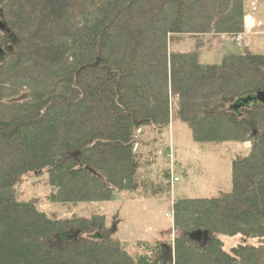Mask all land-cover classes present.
Segmentation results:
<instances>
[{"label":"trees","instance_id":"1","mask_svg":"<svg viewBox=\"0 0 264 264\" xmlns=\"http://www.w3.org/2000/svg\"><path fill=\"white\" fill-rule=\"evenodd\" d=\"M244 2L0 0V264H264V100L254 98L264 55L207 63L196 48H171L205 34L235 39ZM172 116L194 141L250 142L232 161L229 193L174 200L172 243L132 255L102 215L59 219L16 199L24 176L44 171L51 201L138 190L142 126L158 135ZM233 235L263 242L226 251L220 236Z\"/></svg>","mask_w":264,"mask_h":264},{"label":"rangeland","instance_id":"2","mask_svg":"<svg viewBox=\"0 0 264 264\" xmlns=\"http://www.w3.org/2000/svg\"><path fill=\"white\" fill-rule=\"evenodd\" d=\"M244 9L246 27L258 32L256 35L249 34L245 41L244 34L240 42L226 35L222 39L216 37L221 34H205L203 44L198 45L196 40L184 38L174 41L171 48H196L199 60L207 63L218 62L222 54L240 50L264 55V0H245ZM142 127L149 135V143L147 147L143 143L139 147L141 165L138 173L142 186L138 190L114 191L111 199L105 201H51L48 194L52 187L44 171L25 175L16 185V199L31 201L37 210L59 219L102 215L111 237L120 241L132 255L144 253L146 243H172L175 235L172 228L174 200L180 197H219L229 193L232 161L248 153L250 142L194 141L188 124L173 116L169 127L158 135L150 132L146 125ZM154 136L156 140H150ZM153 147L156 149L152 150ZM172 156L179 161L174 168H170L171 176H166ZM174 175L180 180L174 182ZM155 190L157 194L152 195ZM220 238L226 251L239 243L259 245L263 242L262 238L242 235Z\"/></svg>","mask_w":264,"mask_h":264},{"label":"crops","instance_id":"3","mask_svg":"<svg viewBox=\"0 0 264 264\" xmlns=\"http://www.w3.org/2000/svg\"><path fill=\"white\" fill-rule=\"evenodd\" d=\"M243 34H244V41L246 40V37L247 36H249V34H254V35H256V34H258V32L257 31H251L249 28H248V26L246 27V24H245V19H244V32H243ZM225 35L226 36H229V37H231V39L233 40V41H235L234 40V36H230V35H227V34H221L220 36H216V37H222V39H224L223 37H225ZM251 36H253V35H251ZM202 37V40H203V38H204V36H201ZM192 39H194V38H192ZM174 155V154H173ZM173 157V160L172 161H170L169 162V169L170 168H174V166L178 163V159H176L175 158V156H172ZM171 176V175H170ZM175 176H177V175H174L173 177H175ZM178 177V176H177ZM180 180V178L178 177V180L177 181H179ZM177 181H174V182H177Z\"/></svg>","mask_w":264,"mask_h":264},{"label":"water","instance_id":"4","mask_svg":"<svg viewBox=\"0 0 264 264\" xmlns=\"http://www.w3.org/2000/svg\"><path fill=\"white\" fill-rule=\"evenodd\" d=\"M2 24L0 23V26ZM26 97V94L22 95V96H19L16 98V100H20L22 98H25ZM255 99H260V100H264V92L263 91H258L255 96H254ZM133 118V116H132ZM192 237H197L198 239H202L203 237L204 238H207V232H201V231H195L191 234Z\"/></svg>","mask_w":264,"mask_h":264},{"label":"built area","instance_id":"5","mask_svg":"<svg viewBox=\"0 0 264 264\" xmlns=\"http://www.w3.org/2000/svg\"><path fill=\"white\" fill-rule=\"evenodd\" d=\"M242 35H243V33H238V34H236V35H235V41H236V42H240V41L242 40ZM173 180H174V181H177V180H178V177H177V176L173 177ZM171 216H172V215H171Z\"/></svg>","mask_w":264,"mask_h":264}]
</instances>
